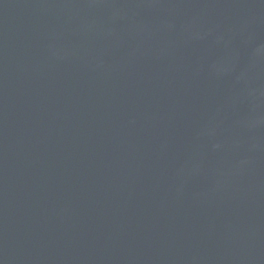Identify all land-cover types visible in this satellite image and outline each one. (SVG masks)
Here are the masks:
<instances>
[{
    "label": "water",
    "instance_id": "water-1",
    "mask_svg": "<svg viewBox=\"0 0 264 264\" xmlns=\"http://www.w3.org/2000/svg\"><path fill=\"white\" fill-rule=\"evenodd\" d=\"M0 264H264V0H0Z\"/></svg>",
    "mask_w": 264,
    "mask_h": 264
}]
</instances>
